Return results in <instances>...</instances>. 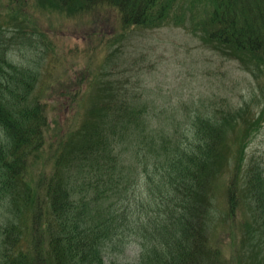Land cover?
<instances>
[{"label": "trees", "instance_id": "trees-1", "mask_svg": "<svg viewBox=\"0 0 264 264\" xmlns=\"http://www.w3.org/2000/svg\"><path fill=\"white\" fill-rule=\"evenodd\" d=\"M20 1L8 0L0 13ZM36 2L71 16L111 6L122 28L184 27L253 75L264 71V0ZM6 28L0 25V264H235L245 257L264 264V155L247 152L264 106L259 114L229 99L196 106L183 140L147 129L152 123L137 93L107 90L53 127V105L84 96L89 71L41 75L9 56ZM130 146L138 158H152L145 173L159 195L154 201L125 182L124 170L138 168L127 163ZM148 167L156 168L153 176ZM226 240L237 248L231 259ZM127 242L138 243V258L108 262V245Z\"/></svg>", "mask_w": 264, "mask_h": 264}, {"label": "rangeland", "instance_id": "rangeland-1", "mask_svg": "<svg viewBox=\"0 0 264 264\" xmlns=\"http://www.w3.org/2000/svg\"><path fill=\"white\" fill-rule=\"evenodd\" d=\"M35 1L29 0L30 4ZM7 2L0 1V10ZM22 3L23 0L13 4L10 11L6 8L0 13V25L11 27L6 33L14 46L9 56L41 75L51 68L67 74L84 68L89 71L90 80L86 82L84 96H79L74 105L66 99L53 105L56 106L51 111L53 127L62 121L65 125L77 109L79 113L87 109L97 93L107 90H122L129 95L137 93L138 103L145 106L152 123L147 129H164L183 140L187 136V115L196 106H220L224 99H229L236 105L248 102L255 106L256 114L264 106V71L253 75L239 60L220 56L184 27L122 28L119 11L111 6L71 16ZM29 12L33 16H29ZM61 114L63 118L60 119ZM75 122L79 125L81 120ZM262 124L248 142V158L253 154L264 155V120ZM49 135L53 136V128L49 129ZM130 141L126 139L123 147L126 148ZM142 154L138 158L136 148L129 147L127 163L135 161L138 168L135 173L128 168L124 170V179L138 198L154 201L159 195L147 187V178H151L145 173L146 164L153 163L152 158ZM148 170L152 176L156 172L155 167L154 170L148 167ZM135 207L133 198L132 208ZM127 243L121 249L109 244L105 251L107 261L136 260L140 252L138 243ZM224 252L231 259L237 255V248L226 240ZM257 258L261 259L262 254ZM239 260L240 263L233 262L258 264L246 257Z\"/></svg>", "mask_w": 264, "mask_h": 264}]
</instances>
